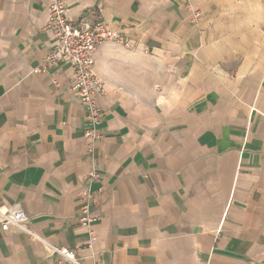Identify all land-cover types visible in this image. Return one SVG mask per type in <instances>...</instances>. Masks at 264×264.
Segmentation results:
<instances>
[{
	"label": "crops",
	"instance_id": "crops-1",
	"mask_svg": "<svg viewBox=\"0 0 264 264\" xmlns=\"http://www.w3.org/2000/svg\"><path fill=\"white\" fill-rule=\"evenodd\" d=\"M51 0H0V264H55L49 245L103 264H264V0H68L121 32L95 69L104 139L87 157L85 109L55 45ZM128 41V46L125 45ZM97 167L93 235L78 191Z\"/></svg>",
	"mask_w": 264,
	"mask_h": 264
},
{
	"label": "built area",
	"instance_id": "built-area-1",
	"mask_svg": "<svg viewBox=\"0 0 264 264\" xmlns=\"http://www.w3.org/2000/svg\"><path fill=\"white\" fill-rule=\"evenodd\" d=\"M184 4L191 11L192 19L196 23L200 22L201 12L192 0H184ZM48 8L49 15L44 28L52 32L55 37V45L36 70L48 71L59 59H65L71 64L74 76L70 90L85 109L87 127L84 136L88 140L86 152L89 159L95 160L96 145L105 136L101 130L104 119L103 112L98 106L97 99L105 95L106 92L105 82L95 69V54L102 43L122 41L123 37L121 32L113 29L107 21H92L88 14L71 19L68 0H51ZM128 43L125 41V45L128 46ZM99 179L100 175L94 164L87 174V184L78 191L81 202L78 223L81 227L88 229L91 235H93L92 224L99 218L93 214L100 207L99 195L102 189L93 187L94 183L99 182ZM27 221L28 215L21 208L0 210V227L4 231L17 228L40 240L29 228ZM48 250L51 254L59 256L60 260L55 264H88L74 249L49 245ZM91 264L103 263L93 260Z\"/></svg>",
	"mask_w": 264,
	"mask_h": 264
}]
</instances>
